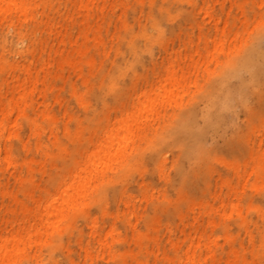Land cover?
I'll return each mask as SVG.
<instances>
[{
	"label": "rangeland",
	"instance_id": "rangeland-1",
	"mask_svg": "<svg viewBox=\"0 0 264 264\" xmlns=\"http://www.w3.org/2000/svg\"><path fill=\"white\" fill-rule=\"evenodd\" d=\"M208 16L214 19L208 21ZM198 20L208 22L207 28L212 30L213 23L219 29L226 21L219 29L224 26V38L217 41L214 30L201 27L208 25L202 22L199 32L195 27L199 23H194ZM262 31L264 0H0V236L18 233L22 242L21 250L12 252L4 264H194L181 256L190 242L196 253L205 256L201 264H264V156L260 152L259 157L255 155L264 149V141L258 140L264 133L259 131L264 130V113L260 115L264 112V71L255 82L240 71L220 89H213L212 84L211 91L217 92L212 105L202 99L211 92H207L209 81L220 79L217 73L224 58L234 59L249 50L255 58L261 52L264 55ZM197 32L209 36L201 40ZM195 34L199 35L197 40L204 41H197ZM193 38L196 41L190 43ZM181 41L189 42H184L189 50L185 45L182 49ZM233 43L238 49L244 47L241 54H235L238 50ZM189 51L196 53L195 57ZM169 53L175 57H171V68L176 77L185 75L175 85L163 80L167 67L163 58ZM188 55L194 58L189 60ZM211 73L212 77L216 73L215 78H210ZM15 78L21 85L14 82ZM156 80L162 85L151 91L155 108L140 106L136 121L128 122L130 134L121 139L120 148L106 160L104 170L88 180L82 195L63 207L52 224L42 226L36 217L60 183L64 168L77 167L78 160L95 152V145L112 127L105 124L135 111V104L131 108L129 100ZM162 86L168 89L164 91ZM238 86L252 92L247 94L251 102L262 98V105L257 107L248 99V106L253 107L244 108L241 97L236 96L241 89ZM252 86L261 88V98L256 97L260 92L254 94ZM225 89L234 95L231 100L226 99ZM192 98L196 116L190 108ZM206 106L214 108L208 110ZM242 109L249 113L256 109L261 112L256 117L263 116L262 121L256 118L253 123L251 115H255ZM182 110L194 113L196 121L188 124L191 127L185 126L192 128V133L183 127L174 132L165 125L170 121L168 125L175 128V118L170 117L176 112L178 118ZM201 112L212 114L201 117ZM243 113L248 121L241 118ZM156 114L164 117L159 121ZM166 116L170 119L164 121ZM239 120L259 128V136L250 134L243 122L239 126ZM155 125L160 129L157 132ZM194 126L204 135L197 134ZM240 128L243 135L248 132L250 139L263 144L252 140L255 144L247 147L254 153L252 158L246 156L247 148L241 150L245 158L228 141ZM161 129L169 130L168 135L164 133L167 136L173 132L188 135H175V140L171 136L160 138L162 143L157 137ZM150 132L156 134L151 136ZM120 134L119 138L126 132ZM155 136L159 141L152 144ZM191 146H199L200 152L188 153L186 149ZM212 146H217L216 153L222 151L216 157ZM244 159L249 161L247 166ZM239 167L249 175L245 181ZM104 187L108 190L105 196L100 194ZM92 219L97 222L94 239L89 235ZM32 227L40 230L29 236ZM86 248L91 258L84 260Z\"/></svg>",
	"mask_w": 264,
	"mask_h": 264
},
{
	"label": "bare ground",
	"instance_id": "bare-ground-1",
	"mask_svg": "<svg viewBox=\"0 0 264 264\" xmlns=\"http://www.w3.org/2000/svg\"><path fill=\"white\" fill-rule=\"evenodd\" d=\"M206 15L208 14V13H205ZM204 14V15H205ZM203 17V16H202ZM218 18H219V16H217ZM217 17H215L216 18V21H217V23L219 22V23H221L220 21H218L217 20ZM201 18V17H200ZM199 18V19H200ZM205 18H206V16H205ZM204 17H203V19H205ZM211 18V17H210ZM210 18H209V16H208V21L210 20ZM202 19V18H201ZM202 19V20H203ZM206 19V20H207ZM212 19H214V17L212 16V18H211V20ZM220 19V18H219ZM206 20H204L205 22H207ZM221 20V19H220ZM215 21V22H216ZM222 21V20H221ZM202 21H200V20H198L197 22H194V23H196V25H197V23H199V25L198 26H195V27H197L198 28V30H200L199 32H201V27H203V28H207L208 26H209V24H208V22L206 23V24H208V25H206L205 23H203V24H205L206 25V27H204V25H202V23H201ZM212 22H214V21H212ZM226 21H224L223 20V24L225 23ZM200 23H201V27H200ZM211 23V22H210ZM217 23H213V30H214V34H213V36H214V38L216 39V37H217V41H220L221 39H222V37L224 36V33H225V31H224V26L222 27V29L221 30H219L220 28H221V26L223 25V24H221L220 25V27H219V29H218V27H217ZM226 24V23H225ZM224 24V25H225ZM243 24H247V23H243ZM8 26H10V24L8 25ZM211 26V25H210ZM219 26V25H218ZM243 26H245L244 27V31L246 32V30L248 31L249 29H246V25H243ZM251 26V25H250ZM191 27V26H190ZM194 27V28H195ZM200 27V28H199ZM193 28V27H192ZM227 27L225 26V29H226ZM207 29H211V27H209V28H207ZM246 29V30H245ZM212 30V29H211ZM212 30V31H213ZM191 31H193V30H191ZM202 31H203V29H202ZM205 31H206V29H205ZM211 31V32H212ZM207 33H208V30L206 31ZM205 32V33H206ZM249 32V31H248ZM191 33V32H190ZM194 33V32H193ZM198 33V32H197ZM204 33V32H203ZM202 33V34H203ZM199 34V33H198ZM195 34L196 35V37H195V39L196 38H198V36L201 34ZM201 34V35H202ZM209 34V33H208ZM227 34V33H226ZM226 34H225V37H226ZM249 33H247V35H248ZM251 34V33H250ZM262 34L263 35H261L262 37L264 36V31H262ZM192 35V34H191ZM194 35V36H195ZM198 35V36H197ZM200 35V36H201ZM210 35V34H209ZM209 35H207V34H204V36L205 37H207V36H209ZM212 35V34H211ZM188 37H186V38H189V34L187 35ZM203 35H202V38L201 37H199L201 40L203 39V37H204ZM260 36V37H261ZM204 37V38H205ZM212 37V36H211ZM214 38H210V40H213ZM224 38V37H223ZM244 38V37H243ZM190 39H192V38H190ZM189 39V41H190V43L191 42H195L196 40L193 38V41H191ZM200 39H198L197 41H201ZM207 39H209V38H207ZM246 39H247V36H246ZM246 39H244V41L246 40ZM264 39V38H263ZM187 40V39H186ZM195 40V41H194ZM235 40V39H234ZM233 40V41H234ZM21 41H23V39L21 40ZM204 41V40H203ZM203 41H201V42H203ZM207 41V40H206ZM205 41V42H206ZM243 41V42H244ZM248 41H251V40H248ZM185 42V41H184ZM184 42H182L181 41V45L183 46V45H185V43L186 42H188V41H186L185 43ZM213 42V41H212ZM216 41L214 40V42H213V44L215 43ZM246 42V41H245ZM189 43V42H188ZM197 43V42H196ZM200 43V42H199ZM208 43H209V41H208ZM211 43V42H210ZM230 43V42H229ZM232 43V42H231ZM248 43V42H247ZM205 44V43H204ZM204 44L202 43V45H203V48L206 46H204ZM212 44V45H213ZM236 44V43H235ZM210 45V44H209ZM230 45H232V44H230ZM233 45H234V43H233ZM240 45V44H239ZM246 45V44H245ZM180 46V45H179ZM179 46H178V48H179ZM186 46V45H185ZM185 46H183V48L182 49H185ZM188 46H189V44H188ZM197 46H199V45H197ZM235 46V45H234ZM234 46H232V48L234 47ZM238 45L236 44V46L234 47V48H236ZM191 47H192V45H191ZM200 47V46H199ZM209 46H207L206 48H208ZM229 47V46H228ZM231 47V46H230ZM229 47V48H230ZM186 50H189L188 49V47L186 46ZM190 48V47H189ZM193 48V47H192ZM195 48V47H194ZM205 48V49H206ZM242 48H244V47H242ZM242 48L239 46V49H238V47L236 48V51H235V49L234 50H232L231 48V50H232V52L233 51H235L236 53L235 54H237L238 52H239V54H241L240 53V51L242 50ZM181 48H179V50H180ZM179 50H177V51H179ZM194 50V49H193ZM193 50H191L190 49V51L191 52H194ZM201 50V49H200ZM204 50V49H203ZM202 50V51H203ZM207 50V49H206ZM206 50L204 51V53L205 54H207V52H206ZM231 50H229V51H231ZM164 51H165V49H164ZM163 51V52H164ZM174 50H172V52H173ZM177 51L175 52V54L177 53ZM182 51V50H181ZM189 51V52H190ZM251 51L252 50H249V51H245V52H243L241 55H239V56H236L235 58H234V56H232V58H234V59H231L230 57L231 56H229V58L230 59H228V60H226L225 58L223 59L224 61H223V63H222V69H220V71L217 73V75H219V77H220V79L219 80H217L216 79V82H213L212 83V81L210 82L209 81V83H211V85H209V83H208V85H209V88L211 87L212 88V84H213V87L215 86V88H213V89H215V90H217L219 87H224L225 85V82L226 81H228V78L229 79H231L230 77H235L236 75H239L240 73V71H244V72H247V74L250 76V80L252 79V81L253 82H255V81H257V79H259V77H261L260 76V74H261V71H262V74H263V71H264V55H263V53L261 52L260 54H259V57L258 58H255V55L254 54H252L251 53ZM258 51V50H257ZM180 52V51H179ZM178 52V55L180 54ZM188 52V51H187ZM190 52V53H191ZM196 52V51H195ZM197 52H199V53H201V51H197ZM227 52H228V50H227ZM226 52V53H227ZM168 53V52H167ZM229 53V52H228ZM255 53V52H254ZM257 53V52H256ZM174 54V56H176V57H178L177 55H175ZM191 54H194V57H195V54L196 53H191ZM204 54V56H206ZM166 55V54H165ZM164 55V56H165ZM172 54H168L167 55V57L165 56V58H163V60H165V61H167V63H166V66L167 67H169V68H165L164 70H163V72H164V76H163V80H164V82L165 81H167V80H170V81H172V84L173 85H175L177 82H178V80H179V78L182 76H185V75H183L184 73H183V71H182V75L180 74L178 77H176V71L175 70H173L171 67H172V65H173V61H172V58L174 59L175 57H172L171 56ZM181 55V54H180ZM179 55V56H180ZM186 55V54H185ZM229 55H233V54H229ZM188 56H190L189 57V60L190 59H192V58H194L193 56H191V55H188ZM203 56V57H204ZM172 57V58H171ZM226 57H228L227 55H226ZM162 60V61H163ZM197 60V59H196ZM202 60H204V59H202ZM161 61V62H162ZM164 61V62H165ZM161 65V64H160ZM163 65H165V64H163ZM162 66V65H161ZM163 67V66H162ZM186 67H187V65H186ZM188 68V67H187ZM28 69H29V67L27 68V73H28ZM186 69V68H185ZM216 69V68H215ZM160 70V69H159ZM180 71L179 72H181V68L179 69ZM187 70V69H186ZM215 71V70H214ZM214 71H212V73L214 72ZM160 72V71H159ZM212 73H211V77L210 78H215V75H216V73H214L215 75H214V77H212L213 75H212ZM154 74V76H155V78L156 77H158V73H153ZM208 74H205L204 76H205V81H207V79H206V76H207ZM264 75V74H263ZM154 76H153V78H154ZM187 76V75H186ZM203 76V77H204ZM209 76H210V74H209ZM217 77V76H216ZM262 77H264V76H262ZM154 78V79H155ZM160 77H158V79H159ZM196 78V77H195ZM194 78V79H195ZM207 78L208 79H210L208 76H207ZM193 79V81H195ZM248 79V78H247ZM161 80V79H160ZM160 80H159V82H160ZM249 80V81H250ZM264 80V79H263ZM262 80V81H263ZM149 81V80H148ZM151 81V80H150ZM215 81V80H214ZM246 81H248V80H246ZM261 81V79H260V82H262ZM14 82L15 83H17V84H19V85H21L20 83H19V81H18V79H14ZM208 82V81H207ZM207 82H206V84H207ZM252 82V83H253ZM158 83V80H156V82H149L148 83V85H146L148 88L147 89H144L143 91H141V93L137 96V97H133V98H131L129 101H130V103L129 104H131L130 106H131V108H132V105H134V106H136V109H134L135 111H133V112H130V113H128L127 115H125L124 117H122V118H120V119H117L116 121H110V122H108V123H106L105 124V126H107L108 124H111L112 125V127L110 128V129H108L107 131H105L104 132V134H103V137L98 141V143L95 145L96 146V151L94 152V151H90V152H88V154H86L85 156H83V159H82V161L81 160H78L77 161V167H75V166H71V167H66V168H64V170H63V173L61 174V176H62V178H61V180H60V183L57 185V188H55V191H54V193L52 192L51 193V196L48 198V200H47V202H46V204L43 206V208H42V211H41V213L36 217L37 219H39L40 220V222H41V224H42V226H44L45 228H47L50 224H52L53 223V220H54V218L59 214V213H61V210H62V208L63 207H65V206H67L74 198H77V197H80L81 195H82V193L84 192V189H85V186H86V184H87V182H88V180H90V178H92V177H94L98 172H101L102 170H104V168H105V165H106V160L107 159H110V157L111 156H113L115 153H116V151L120 148V145H121V142H122V140L121 139H124V137H125V135H126V137L130 134V132H131V126L129 125V123L131 122V121H136V118H137V114H138V112H139V108H140V106H142L143 104H145V107H146V109L147 110H150V109H153V108H155V105L156 104H154V99H152L151 98V94H152V92L151 91H153L154 89H156V88H158L159 86H161L162 85V83L161 84H157ZM167 83V82H166ZM166 83H165V85H166ZM227 83V82H226ZM248 83V82H247ZM250 83V82H249ZM258 83H259V81H258ZM242 84V83H241ZM243 84H244V82H243ZM255 84H257V83H253V85L255 86ZM19 85H17V87H20ZM208 85L207 86H205V87H208ZM262 85H264V82L262 83ZM261 85V86H262ZM203 86V85H202ZM240 86H242V85H240ZM240 86H238V87H240ZM243 86H245V84L243 85ZM248 86H249V84H248ZM251 86V85H250ZM250 86H249V88H250ZM254 86H252V87H254ZM163 87V90L164 91H166V89H168V88H164V86H162ZM257 87L259 88V85L257 84ZM257 87L255 88H252L253 90L252 91H254V90H256L255 92H253L254 94L255 93H257V92H260V91H262L261 90V88L259 89V90H257ZM208 88V89H209ZM211 88L208 90L207 88H203L204 90L206 89V90H208L207 92L209 93V91H211ZM217 88V89H216ZM241 89L239 90V89H237L238 90V92H237V94H236V96H240L241 97V104L243 103L244 104V106L243 105H241V108H242V106L244 107V108H248V107H253V105L252 104H258L257 105V107H259V104H261V102H263L262 101V98L264 99V96H262V95H260V94H263L262 92H260L259 93V95L258 96H256V97H260L261 98V96H262V98L259 100V98H258V100L256 101V103H253V102H251L252 100V98L251 97H249L250 95H253L252 94V92L250 91V89H249V91L251 92V94H250V92H248V91H245V88H242V87H240ZM213 89H212V91L210 92V94L213 92ZM220 89V88H219ZM247 90H248V88H246ZM262 89H264V88H262ZM145 90H147V91H145ZM229 90V89H228ZM236 90V89H235ZM169 91H172V90H169ZM201 92H202V90H201ZM201 92H200V94H201ZM206 92V91H205ZM207 92H206V94H207ZM216 92V91H215ZM215 92H213V96H211L210 97V94H207V96H206V99H204L205 98V96L202 98L203 100H207L206 102L208 103V101H209V103L211 104V103H214V100H216V98L215 99H212V97L214 98V94H215ZM227 92V93H226ZM235 92V93H236ZM217 93V92H216ZM198 94V93H197ZM204 95H205V93H203ZM225 94H226V99L227 100H231L232 99V97L234 96H231L232 94H231V92H228L226 89H225ZM234 94V93H233ZM249 96H248V95ZM258 94V93H257ZM194 95L195 96H197L196 95V93H194ZM193 95V96H194ZM200 96H202V94L200 95ZM216 96H217V94H216ZM191 97H192V95H191ZM251 98V99H249V98ZM253 97V96H252ZM198 98V97H197ZM196 98V99H197ZM200 98V97H199ZM198 98V99H199ZM255 98V97H254ZM194 98H192V100H190V101H188V102H190V103H188V104H190V108H195V107H192V105H193V100ZM197 99V100H198ZM201 99V98H200ZM248 99L250 100L249 102L250 103H252V104H250V106H248ZM255 99H257V98H255ZM255 99H253V100H255ZM199 101V100H198ZM202 101V100H201ZM261 101V102H260ZM205 102V101H204ZM203 101H202V103H204ZM239 102V103H240ZM10 103H12V104H18V102H16V101H10ZM199 103V102H198ZM201 103V102H200ZM199 103V104H200ZM206 103V104H207ZM208 103V105H210ZM198 104V105H199ZM197 105V106H198ZM212 105V104H211ZM252 105V106H251ZM262 105V104H261ZM260 105V106H261ZM134 106H133V108H134ZM138 106V107H137ZM195 106V105H194ZM246 106V107H245ZM264 106V105H263ZM180 107H182V105L180 106ZM206 107H209V106H206ZM257 107H255L256 109H257ZM262 107V106H261ZM213 106H211V108L209 107L208 108V110L210 109H212L213 110ZM264 108V107H263ZM180 109V108H179ZM182 109V108H181ZM186 109H189L188 107L186 108ZM185 109V111H187ZM192 109V110H193ZM196 109V108H195ZM195 109L193 110V112H196L195 111ZM204 109H206V108H204ZM248 109H250V108H248ZM256 109H255V111H254V113H252L253 112V109H252V111L250 110V112L253 114V115H255V116H252L251 115V117H254V118H252L253 120H251L252 122L254 121V119H256L258 116L256 115V114H260L261 112H262V110H260V108H259V110L257 109V111L259 112V111H261L260 113H258L257 111H256ZM184 110V109H183ZM183 110L182 111H177L179 114V116H178V118L176 117V115L177 114H175L174 112H173V115H172V117H170V118H175L174 120L173 119H171L172 121H174V123H172L173 124V127H175V128H171L172 126H171V123H170V125H168V123L170 122V121H166V119L167 120H169L168 119V117L166 116V118H164V121H166L165 123H167V124H165L166 126H168V127H170L169 129L170 130H172V131H174L175 132V129H181L182 127V129H184L185 128V130L188 128L189 129V127H185V126H187L188 124H190L192 121H196V120H193V114H191L192 113V111L190 112L189 110V112H183ZM243 110H245V109H242V111ZM19 111H22V109H19ZM173 111V110H172ZM171 111V112H172ZM206 111V110H205ZM246 111V110H245ZM165 112V111H164ZM183 112V113H182ZM212 112V111H211ZM211 112H206L207 114H209L208 116H210L211 117ZM214 112V111H213ZM248 114H251V113H249V111H246ZM182 113V114H181ZM239 113V112H238ZM240 113H242V112H240ZM245 113V112H244ZM244 113H243V115L242 116H244ZM263 113L264 112H262V114H260V115H263ZM161 114H164V113H161ZM160 114V115H161ZM165 115V114H164ZM170 115V116H171ZM197 115V112H196V114H195V116ZM204 116H207V115H205V114H203ZM202 115V112H201V117L203 116ZM245 115H246V113H245ZM169 116V115H168ZM207 116V118H210V117H208ZM238 116H239V114H238ZM241 116V118H249V117H246V116H249V115H246V116H244V117H242ZM257 116V117H256ZM156 117H158V115L156 114ZM159 117H164V116H159ZM159 117H158V120L160 121V119H159ZM250 117V118H251ZM196 118H198V116L196 117ZM195 118V119H196ZM203 118H206V117H203ZM259 118H261V117H259ZM259 118H257L258 120H260ZM245 119V120H246ZM262 119H263V116H262V118H261V120L260 121H262ZM157 120V119H156ZM176 120H177V124H175L176 123ZM201 120H202V118H201ZM249 120V121H250ZM162 121H163V119H162ZM161 121V123H163ZM203 121V120H202ZM239 121H241L240 122V124H239V126H241L242 125V122L244 121H242V120H239ZM247 121H248V119H247ZM250 121V122H251ZM256 121V120H255ZM255 121L253 122V123H255ZM129 122V123H128ZM204 122V121H203ZM154 123V122H153ZM158 123V122H157ZM160 122H159V124H161ZM194 122H192V124H193ZM244 123V122H243ZM249 123V122H248ZM257 123H258V121H257ZM263 123H264V121H263ZM176 126H175V125ZM195 124H196V122H195ZM246 124V127H248V128H250L251 129V126H252V128H253V130H250V129H247L248 130V132L250 133V134H255V135H257V133L259 134V131H264V130H259V128H257V127H253V125H250V126H248L247 125V123H246V121H245V123H244V125ZM261 124V122L258 124V125H260ZM151 125V124H150ZM153 125V124H152ZM191 125V124H190ZM190 125H188V126H190ZM255 125V124H254ZM258 125H256V126H258ZM263 125L264 124H261V126L263 127ZM155 127H156V129H155ZM167 127V128H168ZM191 127V126H190ZM194 127H196L197 128V126H194ZM245 127V126H244ZM246 127H245V129H246ZM261 127V128H262ZM150 128H152V127H150ZM154 130L157 132V130H160V129H157V126L155 125L154 127ZM164 128V127H163ZM162 128V129H163ZM167 128H165V129H167ZM202 128V127H201ZM257 128V129H256ZM260 128V129H261ZM162 129H161V132H162ZM165 129L163 130L164 132H162V133H160V132H158L157 134V137L159 136V139L160 138H167V137H173V139L175 138V135H180V137L181 138H185V137H187V135L188 134H185V137H182L181 135H183L184 136V132H182L183 134H180V132L178 133V134H175V135H173L174 134V132H173V134H171L170 136H167L168 135V133H169V130H168V133H167V131L165 132ZM174 129V130H173ZM187 129V130H188ZM191 129V130H190ZM189 130L191 131L190 133H192V128H190ZM199 129V127L197 128V131H198V133L197 134H200V135H204V132H203V134H201V133H199V131L200 130H198ZM243 129V128H242ZM245 129H243V131L245 130ZM264 129V128H263ZM189 130H188V132H189ZM205 130V129H204ZM246 130V131H247ZM259 130V131H258ZM121 131H124V132H126V134H122V136H121V138H119V134H120V132ZM145 131L146 132H148L149 133V131H148V129H147V127H146V129H145ZM172 131H171V133H172ZM181 131V130H180ZM182 131H184V130H182ZM194 131L196 132V129H194ZM193 131V132H194ZM252 131H253V133H252ZM178 132V131H177ZM176 132V133H177ZM186 133H187V131H185ZM242 130H241V128H240V131H239V129L237 130V132L235 131V134L233 135V137L231 138H229V142L233 145V147L234 148H236L235 149V151H238V150H242V151H244V150H246V148L247 147H249V148H251L252 146H250L251 144L252 145H254L255 143H259V142H257V140L255 141L254 139H250V138H252L251 137V135L248 133V132H246L247 134L246 135H243L242 133ZM123 133V132H122ZM147 133V134H148ZM162 134V136H165L164 135V133H167V135L165 136V137H160V134ZM147 134L144 136V139L147 141V139L148 138H146L147 137ZM150 134H151V136H153V134H156L155 132L152 134V132H150ZM245 134V133H244ZM262 134V136H263V134L264 133H261ZM121 135V134H120ZM173 135V136H172ZM195 135V134H194ZM200 135H198L200 138H201V136ZM151 136H149V137H151ZM197 136V137H198ZM257 136H259V135H257ZM257 136H253V137H257ZM261 136V135H260ZM261 136V137H262ZM170 137V138H171ZM177 137V136H176ZM189 137V136H188ZM192 137V136H191ZM203 137V136H202ZM260 137V138H261ZM151 138H153V137H151ZM178 138V137H177ZM177 138H175V139H177ZM195 138V137H194ZM260 138L258 139L260 142H262V141H264L263 139H264V137L260 140ZM120 139V140H119ZM150 139V138H149ZM159 139H157L158 141H159ZM169 139V138H168ZM168 139H166L167 141H169ZM174 139V140H175ZM180 139V138H179ZM178 139V140H179ZM190 139H192V138H190ZM156 140V136H155V138H154V140H152L151 139V141H152V144H154L153 143V141H155ZM157 140H156V142H157ZM172 140V139H171ZM172 141V143H171V141H169L172 145L174 144H176V143H174L175 141ZM178 140H176L177 142H179ZM182 140V139H181ZM251 140V141H250ZM252 140H254V144H253V141ZM146 141H144V143L146 142ZM150 141V142H151ZM162 141V143H163V140H161L160 139V142ZM193 141H194V139H193ZM192 141V142H193ZM196 141H198L197 139H196ZM199 141H200V139H199ZM150 142H149V140H148V143L150 144ZM182 142V141H181ZM188 142V141H187ZM191 142V140L188 142L189 144H191L190 143ZM236 144H235V143ZM169 143V144H170ZM183 143V142H182ZM196 143V142H195ZM200 143V142H199ZM199 143H197V144H199ZM164 144H165V146H166V142H165V140H164ZM164 144L162 145V146H164ZM178 144V143H177ZM179 144H181L180 142H179ZM186 144V143H185ZM188 144V145H189ZM261 146L263 145L262 143H259ZM259 144H256V148L259 146ZM151 145V144H150ZM194 145H196V144H194ZM193 145V146H194ZM200 145V144H199ZM223 145H224V143H223ZM225 145H227V144H225ZM152 146H154L155 147V145H152ZM164 146V147H165ZM167 146H168V143H167ZM183 146V145H182ZM151 147V146H150ZM189 147H190V145H189ZM199 146H195V147H192L191 146V148H187L186 149V151H188V153H199L200 152V150H198L197 148H198ZM201 147H202V145H201ZM215 147H217V146H212V148H214V150H215ZM226 146H224L223 147V149L225 148ZM229 147V146H228ZM153 148V147H152ZM163 148V147H162ZM212 148H209V149H211L212 150ZM233 148V149H234ZM255 148V149H256ZM263 148V147H262ZM204 150H206V148L204 147L203 148ZM220 149H222V146H221V148ZM229 149H231V148H229ZM259 149V148H258ZM258 149H257V151H258ZM184 150V149H183ZM213 150V151H214ZM219 150V149H218ZM217 150V151H218ZM224 150H226V149H224ZM232 150V149H231ZM260 150V149H259ZM207 151H208V149H207ZM227 151V150H226ZM239 151V152H240ZM241 151V152H242ZM247 151H248V148H247ZM264 149H262V151L260 150V151H258V154H257V152H256V154L255 155H257L258 157H259V154L261 153V155L262 156H264ZM94 152V153H93ZM215 152V153H214ZM213 153H214V156H215V154H217V153H220V152H222L221 150L220 151H218L217 153H216V150L214 151ZM224 152V151H223ZM241 152H240V154H241ZM260 152V153H259ZM262 152H263V154H262ZM184 153V152H183ZM209 153L210 152H208V156L211 158V157H213L211 154L209 155ZM230 153V152H229ZM234 153V152H233ZM235 153H237V152H235ZM247 153V152H246ZM201 154V153H200ZM222 154V153H221ZM226 154H228L227 152H226ZM238 154V153H237ZM236 154V155H237ZM239 154V155H240ZM242 154H243V152H242ZM190 156H192L191 154H189ZM202 155V154H201ZM235 155V154H234ZM244 156H245V154H243ZM242 155V157L244 158V156ZM253 155H254V153L253 152H250V150L248 151V155H246V156H248V158H252L253 157ZM185 156V155H184ZM204 156V155H203ZM246 156H245V158H246ZM188 157V156H187ZM205 157H207V156H205ZM216 157V156H215ZM215 157H214V159H215ZM239 157V156H238ZM189 158V157H188ZM221 159V157H218V158H216V159H218V160H220ZM247 158V159H248ZM254 158H255V156H254ZM262 159L264 158V157H261ZM187 159V158H186ZM189 159H191V158H189ZM211 159H213V158H211ZM240 159H241V157H240ZM245 160V162H243L244 164L246 163V159H244ZM250 160V159H249ZM252 161H253V159H251ZM250 160V161H251ZM256 160H257V158H256ZM259 160H261V159H259ZM221 161V160H220ZM219 161V162H220ZM242 161H243V159H242ZM247 162H249V161H247ZM243 163H242V165H243ZM220 164H222V163H220ZM246 164H248V163H246ZM245 164V165H246ZM203 165V164H202ZM236 167H238V165H235ZM247 166V165H246ZM246 166H245V168H246ZM235 167V168H236ZM243 168H244V166H242ZM242 169V168H240L239 167V170L240 169H242V170H245L246 171V169ZM236 169H238V168H236ZM236 171V170H235ZM245 171H242L241 172V170H240V172L241 173H243L244 172V174H242V176L241 177H243L244 179V181H245V178L246 179H248L247 178V176H249V175H246V173H245ZM92 172H94V173H92ZM239 172V173H240ZM181 173V172H180ZM240 173V174H241ZM249 174V173H248ZM239 176V175H238ZM238 176H237V178H238ZM239 176V177H240ZM240 177V178H241ZM239 180H241V179H239ZM241 182H243L242 180H241ZM245 183V182H244ZM247 183V182H246ZM245 183V184H246ZM230 185H231V183H230ZM241 185H243L244 186V184H241ZM229 188H230V186H228ZM233 187V186H232ZM244 188H245V186H244ZM229 190V189H228ZM108 192V190H106V188L104 187L102 190H101V193L100 194H103V196H105L106 195V193ZM38 208H39V204L37 203L36 205H35V210L37 209L38 210ZM85 210V209H84ZM85 212H87V211H84V213ZM83 213V214H84ZM75 215H78L77 213L76 214H73L72 216V219H74L76 216ZM92 222H91V226H90V233H89V235H90V238L91 239H94L97 235H98V233H97V231H96V229H97V222H96V220L95 219H92L91 220ZM22 225L23 224H19V226L20 227H22ZM32 231L29 233V236H34L35 234H37L39 231L38 230H40V229H38V228H33L32 227ZM18 235V233H16V234H14V235H12V236H10V237H8V236H0V264H4V261L7 259V257L9 256V255H11V253L12 252H14V253H18L20 250H21V248L19 247V245L22 243L21 241H20V237L19 236H17ZM191 242L189 243V245L187 246V248L181 253V256L184 258V259H186V260H188V259H190L191 261H192V263H198V264H201V261L202 260H205V256L204 257H202L201 256V254H200V252H198V253H196L195 252V250L192 248V246H191ZM89 250H87V248L86 249H84V255H83V259L85 260V259H90L91 257L89 256Z\"/></svg>",
	"mask_w": 264,
	"mask_h": 264
}]
</instances>
